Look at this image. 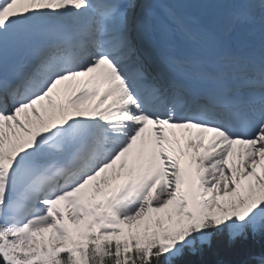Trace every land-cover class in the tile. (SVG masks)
I'll return each mask as SVG.
<instances>
[{
	"label": "snow or ice",
	"instance_id": "1",
	"mask_svg": "<svg viewBox=\"0 0 264 264\" xmlns=\"http://www.w3.org/2000/svg\"><path fill=\"white\" fill-rule=\"evenodd\" d=\"M261 235L264 0H0V264H264Z\"/></svg>",
	"mask_w": 264,
	"mask_h": 264
},
{
	"label": "trees",
	"instance_id": "2",
	"mask_svg": "<svg viewBox=\"0 0 264 264\" xmlns=\"http://www.w3.org/2000/svg\"><path fill=\"white\" fill-rule=\"evenodd\" d=\"M248 246L251 250L259 252L260 248L264 246V235L255 238L249 236ZM204 259L210 262H223V264H241L243 260L247 259V254L244 251L234 250L228 244L227 239L223 238Z\"/></svg>",
	"mask_w": 264,
	"mask_h": 264
},
{
	"label": "rangeland",
	"instance_id": "3",
	"mask_svg": "<svg viewBox=\"0 0 264 264\" xmlns=\"http://www.w3.org/2000/svg\"><path fill=\"white\" fill-rule=\"evenodd\" d=\"M62 100H63V98H62V94H61V98L58 99L57 103L62 102ZM44 105H45V109H47V112H45V109H42L41 111H42V114L45 115V119L47 120L48 117L50 115H52L53 110L47 107V102L46 101L44 102ZM56 111H57V114H58V110H56ZM118 175H120V178L119 179H113L112 178L113 177V174L112 175H108V177H109V183H108V185H102V187H104L105 190H107L108 188L113 187L112 185L114 184L115 181L128 177L127 172H125L124 174H118ZM88 195H89V197H91V196L95 195V193H94V191L90 190L89 193H88Z\"/></svg>",
	"mask_w": 264,
	"mask_h": 264
},
{
	"label": "bare ground",
	"instance_id": "4",
	"mask_svg": "<svg viewBox=\"0 0 264 264\" xmlns=\"http://www.w3.org/2000/svg\"><path fill=\"white\" fill-rule=\"evenodd\" d=\"M84 80H86V78H84ZM210 137V136H209ZM210 139V138H209Z\"/></svg>",
	"mask_w": 264,
	"mask_h": 264
}]
</instances>
